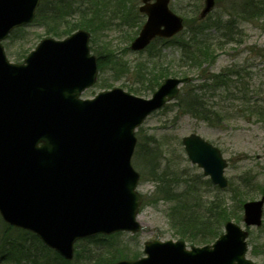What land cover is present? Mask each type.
I'll use <instances>...</instances> for the list:
<instances>
[{
    "label": "water",
    "instance_id": "1",
    "mask_svg": "<svg viewBox=\"0 0 264 264\" xmlns=\"http://www.w3.org/2000/svg\"><path fill=\"white\" fill-rule=\"evenodd\" d=\"M41 0H0V214L72 259L77 240L118 231L138 232L143 196L132 165L136 129L177 97L190 77H168L151 98L115 87L93 99L81 94L97 80L90 33L43 39L23 63L9 60L3 41L35 18ZM147 15L131 48L184 29L170 0H142ZM205 0L200 17L214 8ZM191 162L220 188L228 186L221 150L196 133L183 138ZM246 226H261L264 196L244 203ZM249 231L228 221L210 245L188 249L183 240L145 243L147 257L115 264H256L247 257Z\"/></svg>",
    "mask_w": 264,
    "mask_h": 264
},
{
    "label": "rangeland",
    "instance_id": "2",
    "mask_svg": "<svg viewBox=\"0 0 264 264\" xmlns=\"http://www.w3.org/2000/svg\"><path fill=\"white\" fill-rule=\"evenodd\" d=\"M48 1L55 3L57 0ZM97 2L96 0H82V5L88 9L89 13H86L88 16L92 15V11L97 12V21L100 20L99 26L96 23H89L95 28L86 30L91 35L90 48L97 57V64L98 59L103 58L105 66L104 70L98 73L97 82L82 93L83 98H93L99 92L115 87L122 88L139 97L150 98L153 92H149L144 88V84L139 82L137 70L140 66L145 68L150 62L151 54L158 57L160 63L165 67L167 66L170 76L185 75L183 74L185 68H181L180 50L174 41L166 45L155 42L151 50L146 49L142 52H136L130 48L131 42L138 35L146 19L139 12L141 0H98ZM102 2L107 4L104 6L105 11H100ZM243 3L244 0H215V6L209 15L210 25H214L218 19L224 22L230 18L238 23V32L232 40L224 42L223 47L217 51V59L209 67L210 74H221L231 69L238 70L235 73L232 70L229 72L231 73L229 87L217 88V84L211 82L206 89H201L204 82L202 74L198 70L191 71L189 76L192 80L188 85L182 87L178 98L148 116L142 128L144 138L145 134L156 137V145L164 155H162V159L166 157L176 161V165L180 169H186L189 174L196 177L200 181V189L205 194V198L212 199L215 195L224 197L228 207L227 211L230 212L227 215L232 217L230 220L246 228L243 222V209L239 208L240 199L234 198L231 190L225 191L213 184L210 178L204 175L203 169L190 161L182 142L183 137L191 133L200 135L221 150L227 161L225 176L230 187L237 186L242 178L247 177L246 181H250L252 193L245 201L258 200L264 196V116L258 115L256 112L264 111V17L243 19L241 15L244 8ZM203 7L204 0H171L170 2V8L188 20L189 25H192L195 18L199 17ZM137 11L141 17H135ZM72 16L74 18L69 17L68 20L75 22L76 15ZM104 23L107 27L104 26ZM21 28L16 33V37L13 36L14 41L10 40L11 33L3 43L5 52L12 62H23L26 57L23 60H17V52L22 50L27 56L41 40L47 37L64 39L76 31L84 29L78 28L69 35L58 38L49 35L44 25L31 23ZM110 53L113 58L120 61L118 67H113L108 63ZM153 72L151 75L147 73V77L155 78L156 70ZM193 90L203 95L210 110L217 112L211 113L210 111V119L195 116L183 108L182 105L193 99ZM136 136L138 138L137 133ZM148 146L152 145L148 144ZM136 157L137 155L134 154L132 162L141 175L138 191L148 201L147 204L142 205L139 215L144 229L134 234L122 231L108 235L110 237L105 240L106 244L104 241L94 243L88 242L86 239L77 241L75 254L79 250L83 256L91 257L88 258L90 261L85 256L77 262L75 255L71 260L75 264H89L96 252L101 257L107 253H109L108 256H111V253L118 248L124 250L125 255L128 256L123 258H131L133 255L140 257L144 255V243L148 240H184L174 232L167 216L168 204L157 199L156 185L145 173L140 162L135 161ZM207 180H210L211 184H208ZM237 215L242 218H234ZM225 223L221 229L222 233L225 231ZM6 225L12 226L0 215V231L6 230ZM247 229L250 233L248 257L257 264H264V257L253 256L251 252L254 244L261 246L258 248L259 251L264 250V216L261 227ZM18 232L15 231L14 235H17ZM14 235L12 233L13 237ZM187 244L191 245L189 242ZM40 251V254L45 253L44 249ZM2 254L0 248V260L4 258Z\"/></svg>",
    "mask_w": 264,
    "mask_h": 264
},
{
    "label": "trees",
    "instance_id": "3",
    "mask_svg": "<svg viewBox=\"0 0 264 264\" xmlns=\"http://www.w3.org/2000/svg\"><path fill=\"white\" fill-rule=\"evenodd\" d=\"M56 2L55 4L48 0H42L33 22L37 25H44L49 35L62 38L78 28L94 30L95 27L89 23H96L99 26L100 20L97 21V12L92 11V15L88 16L86 13H89V11L83 7L82 0H57ZM97 4L99 5V2ZM100 4V11H105L104 6L107 4L105 2ZM243 7L241 14L243 19H261L264 17V0H244ZM104 13L107 14L106 12ZM73 14L77 18L75 22L68 20L69 17L71 19L74 18ZM136 16L141 17L138 11ZM135 17L134 19L136 20ZM209 21V16L203 20L196 17L192 25H189L188 20H185L186 28L181 34L172 39L157 38L148 49L151 50L155 42L165 43L166 45L174 41L180 50L181 68H185L184 76L189 75L191 71L198 70L204 80L201 89H206L211 82H215L217 88L221 86L229 87V80L231 79V73L229 72L232 70L235 73L238 70L231 69L221 74H210L209 67L217 59V51L223 47L224 42L232 40L233 36L238 32V23L231 18L224 22L218 19L214 25H210ZM101 23L103 22L101 21ZM101 26L103 25L101 24ZM104 26L107 27L105 23ZM212 26L215 30H213ZM21 29L18 28L12 32L11 41H14L13 36L16 37V33ZM212 30L214 31L213 33L211 32ZM25 57L26 54L22 50L17 52V60H23ZM149 60L148 66L146 65L144 69L140 66L137 71L139 82L144 84V88L148 89L149 92H153L164 78L170 76V73L167 66L165 67L164 64L160 63L158 57L151 54ZM108 63L112 64L113 67L120 65V61L117 58H113L111 53ZM98 64L101 72L105 66L103 58L98 59ZM154 70H156L155 78H148L147 73L152 71L151 75ZM192 98L184 104L185 106L182 105L186 111L195 116L208 119H210V111L211 113H217L209 109L202 94L194 91ZM256 112L258 115L264 116L263 110ZM137 135L138 143L135 155H137L138 159L136 157L135 161L140 162L145 169V173L154 181L157 199L163 200L168 204L167 216L176 235L195 245L213 242L222 233L221 229L224 223L232 218L227 215L230 212L227 211L228 207L225 198L218 195H215L212 199L205 198V194L200 189V181L196 177L189 174L186 169H180L176 165V161L166 157L162 159L163 152L156 145V140L154 141L152 137H148L146 134L147 138L145 137V139L141 128L138 129ZM149 141L153 142L152 146H148ZM246 179L247 177L242 178V181L239 182L240 184L238 183L235 187H230L229 184L228 188L225 189V191L231 190L233 197L240 199V209H243L244 201L252 193L250 181H246ZM206 182L211 184L210 180ZM147 203L148 201L145 200V204ZM238 217L242 218V216H234V218L240 219ZM15 231H19L17 235H14ZM109 237L98 235L86 238V240L94 243L104 241V244H106L105 240ZM259 247L261 246L254 244L251 252L253 256L264 257V250L259 251ZM0 248L4 256L3 260H0V264H75L74 261L62 258L57 252L46 247L35 234L9 225H6V230L0 231ZM39 249H44L45 253L40 254L41 251ZM108 254L101 257L96 252L95 257L91 259L89 264H113L123 257H128L125 255L124 250L120 248L114 250L111 256H108ZM75 255L77 262L85 256L86 259L91 257L83 256L79 250H77ZM137 257V255H133L131 258ZM88 260L90 261V259Z\"/></svg>",
    "mask_w": 264,
    "mask_h": 264
},
{
    "label": "bare ground",
    "instance_id": "4",
    "mask_svg": "<svg viewBox=\"0 0 264 264\" xmlns=\"http://www.w3.org/2000/svg\"><path fill=\"white\" fill-rule=\"evenodd\" d=\"M150 115H151V114H150ZM150 115H148V116H150ZM148 116H147V117H148ZM142 127H143V123L139 126V128H141V129L143 130ZM139 128H138V129H139ZM137 131H138V130H137ZM143 132H144V131H143ZM145 133H146V132H145ZM146 135H147V134H146ZM147 136H148V137H152V139H153L154 141H155V139H156V137L153 136V135H152V136L147 135ZM148 144L153 145V142H152V141H149ZM150 179H151V178H150ZM151 180H152V179H151ZM139 215H140V214H139ZM139 215L136 217V221L140 223V225H141V227H142V228H141V231H142V230L144 229V224H143V222L140 220Z\"/></svg>",
    "mask_w": 264,
    "mask_h": 264
}]
</instances>
